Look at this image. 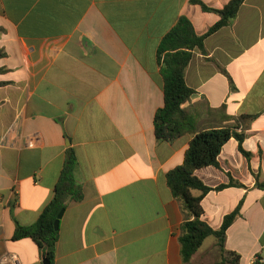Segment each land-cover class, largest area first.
<instances>
[{"label":"crops","instance_id":"0c3cea01","mask_svg":"<svg viewBox=\"0 0 264 264\" xmlns=\"http://www.w3.org/2000/svg\"><path fill=\"white\" fill-rule=\"evenodd\" d=\"M200 1L223 9L230 0ZM183 16L198 35L220 20L191 0H0V258L43 264L36 242L13 237L18 225L37 223L73 150L81 199L67 203L55 264H186L184 214L167 174L196 134L247 115L237 129L247 155L232 138L220 168L196 171L212 188L231 178L243 185L210 192L204 221L219 230L240 202L242 216L223 258L209 237L189 264H264V190L256 187L264 181V0H246L233 24L206 40V53L194 52L186 83L195 94L183 108L195 133L158 141V48Z\"/></svg>","mask_w":264,"mask_h":264},{"label":"trees","instance_id":"16d2710c","mask_svg":"<svg viewBox=\"0 0 264 264\" xmlns=\"http://www.w3.org/2000/svg\"><path fill=\"white\" fill-rule=\"evenodd\" d=\"M245 1L230 0L223 9H214L200 0H191V3L200 6L203 12L217 13L220 20L206 33L198 35L192 21L183 16L162 39L158 48V61L164 82V106L157 111L154 119L155 136L158 141L174 142L185 134L195 133V118L183 108L195 94L186 83L187 69L196 50L206 53L205 42L210 36L233 24ZM2 31L0 29V32ZM2 57L4 53L0 50V58ZM252 119V116L243 115L235 119L236 124L233 128L212 129L196 134L186 151L183 164L167 174V184L184 214L179 241L182 258L186 264L190 263L209 237L217 240L218 247L224 254L227 231L242 216L243 202H240L233 212L225 216L219 230H214L204 221L205 211L202 202L210 192H220L243 185L230 177L228 184L212 188L196 175V171L207 167L220 168V154L232 138L239 142L241 152L246 154L242 147L246 135L239 134L237 129L246 126ZM76 168V154L69 150L52 201L35 225L30 227L18 225L13 237L16 241L32 239L51 264H55L56 244L59 238V231L54 227L57 216L66 209L68 201L81 199L80 186L75 177ZM256 187L264 190V181L258 180ZM194 191L201 194L194 196Z\"/></svg>","mask_w":264,"mask_h":264},{"label":"built area","instance_id":"2783aa9c","mask_svg":"<svg viewBox=\"0 0 264 264\" xmlns=\"http://www.w3.org/2000/svg\"><path fill=\"white\" fill-rule=\"evenodd\" d=\"M0 264H22L20 258L16 255H9L0 258Z\"/></svg>","mask_w":264,"mask_h":264},{"label":"water","instance_id":"95a60500","mask_svg":"<svg viewBox=\"0 0 264 264\" xmlns=\"http://www.w3.org/2000/svg\"><path fill=\"white\" fill-rule=\"evenodd\" d=\"M64 212H65V210H62L57 216V219H56L55 224H54L56 231H59V229H60V223H61L62 217L64 215ZM42 261H43V264H51L50 261L47 259V257L44 254H42Z\"/></svg>","mask_w":264,"mask_h":264},{"label":"rangeland","instance_id":"374dc122","mask_svg":"<svg viewBox=\"0 0 264 264\" xmlns=\"http://www.w3.org/2000/svg\"><path fill=\"white\" fill-rule=\"evenodd\" d=\"M219 253H220V256L223 258L224 254L221 253L220 248H219Z\"/></svg>","mask_w":264,"mask_h":264}]
</instances>
